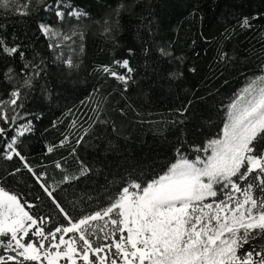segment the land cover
Instances as JSON below:
<instances>
[{"label": "trees", "instance_id": "1", "mask_svg": "<svg viewBox=\"0 0 264 264\" xmlns=\"http://www.w3.org/2000/svg\"><path fill=\"white\" fill-rule=\"evenodd\" d=\"M54 6L65 12L62 21ZM72 9L87 15L68 16ZM29 12L0 8V36L25 53L24 60L0 55V100L34 71L25 63L41 73L21 87L16 125L0 121L8 128L0 152L12 129L31 128L16 147L32 171L19 158H0V187L34 218L48 217L46 229L69 225L47 192L75 222L107 207L132 180L146 186L181 157L206 158L210 151L194 148L220 136L228 105L264 73V0H32ZM245 17L250 27H241ZM40 22L70 33L67 54L49 49ZM69 58L79 67L68 68ZM125 59L131 73L116 63ZM104 66L130 77L127 84ZM9 67L11 83L2 75Z\"/></svg>", "mask_w": 264, "mask_h": 264}, {"label": "snow or ice", "instance_id": "2", "mask_svg": "<svg viewBox=\"0 0 264 264\" xmlns=\"http://www.w3.org/2000/svg\"><path fill=\"white\" fill-rule=\"evenodd\" d=\"M61 2L56 0L57 5ZM31 3L32 0L22 5L19 0H0V8L28 16ZM49 8L44 4V11ZM67 15L79 19L87 13L72 9ZM55 16L62 21L65 12L58 7ZM37 26L46 39L61 35L49 24L40 22ZM241 27H250L247 17ZM71 38L62 37L64 41ZM83 38L81 33V41ZM48 47L52 49L60 44L49 43ZM83 50L81 43L80 51ZM17 54L21 60L25 59L20 45H9L0 36V55ZM225 58L226 54H222L221 59ZM64 63L70 69L79 67L71 58ZM116 63L129 73L133 71L127 59ZM30 66L34 71L23 84L13 88L8 100H0V121L9 127L21 119L16 111L23 106L21 87H31L32 79L41 74L35 64L25 63L24 69ZM102 70L125 84L130 79L107 66ZM2 75L11 83L15 74L9 67ZM241 93L252 97L244 109L234 113L237 101L242 99V95H237L228 106V119L220 136L208 140L203 148H194L196 152L211 151L205 159L181 157L146 186L132 180L107 207L75 222L41 184L69 227L46 229L43 225L48 217L34 218L16 195L0 187V250L8 253L0 254V264H60L61 260L75 264V258L83 264H264V74L253 78ZM186 111L185 108L180 114ZM12 130L15 135L5 143L0 158L8 161L19 158L31 172L16 147L18 137L31 128L19 125ZM7 131L8 128L0 126V137L6 136ZM52 151L53 147H49L48 152ZM56 167L61 165L57 162ZM209 198L211 202H206ZM98 221H103V225L94 226ZM100 232L103 236L94 243L91 237ZM60 233L73 235L65 239V235H57Z\"/></svg>", "mask_w": 264, "mask_h": 264}, {"label": "rangeland", "instance_id": "3", "mask_svg": "<svg viewBox=\"0 0 264 264\" xmlns=\"http://www.w3.org/2000/svg\"><path fill=\"white\" fill-rule=\"evenodd\" d=\"M58 7H56V6H54V9H57ZM53 29H55L57 32H59L61 35L59 36V37H57V38H55V39H50V41L52 42V44L53 45H56V44H60V47H54V48H56V50L62 55V54H67L69 51H70V49H71V40H67V41H64L63 39H62V37L64 36V35H68V36H71L70 35V33L68 32V31H66V30H64V29H60V28H55V27H52ZM72 39V38H71ZM66 61V60H65ZM262 74H264V73H262ZM262 74H260V75H262ZM259 75V76H260ZM252 80V79H251ZM250 82V81H249ZM248 82V83H249ZM247 83V84H248ZM247 84H245L242 88H241V90L243 89V88H245L246 86H247ZM241 90L239 91V93H238V95H242V99H240L239 101H237V107H236V109H233V111H234V113L235 112H238V111H242L243 109H244V107L246 106V103H247V101L248 100H250L252 97L251 96H248V95H246V94H242L241 93ZM237 97V96H236ZM236 99V98H235ZM234 99V100H235ZM233 102V101H232ZM231 102V103H232ZM230 103V104H231ZM229 106V105H228ZM227 114H228V109H227ZM228 119V115L226 116V120ZM21 125H23V126H25V127H28V124H21ZM19 126V125H18ZM223 128V127H222ZM22 130V129H21ZM14 135H15V132H14ZM211 154V151L209 152V154L208 155H210ZM205 159V158H204ZM177 161V160H176ZM175 161V162H176ZM174 162V163H175ZM167 172V171H166ZM165 173V172H164ZM163 173V174H164ZM163 174H161V175H163ZM159 177V176H158ZM157 177V178H158ZM156 178V179H157ZM206 202H211V199H209L208 201H206ZM105 219H107V217H105ZM95 224H100V225H103V221H98V222H94V226H95ZM69 226H71L70 224L68 225V226H66V227H69ZM110 227V226H109ZM33 228H35V225H33ZM105 231H107V228L105 229ZM65 235V239H68L70 236H72L73 234L72 233H68V234H64V233H60V234H57L58 236L59 235ZM125 235H126V233H124ZM76 235V237L78 238V236H79V233H76L75 234ZM101 236H103V233L102 232H100L98 235H93L92 237L93 238H97V239H99ZM103 242V241H102ZM82 243V242H81ZM0 253L2 254V255H5V256H7L8 255V253H5V252H3V250H0ZM77 261H80V263L82 264L83 263V261L82 260H80V259H78V258H75V264H76V262ZM45 264H46V262H45ZM60 264H65V261L64 260H61L60 261Z\"/></svg>", "mask_w": 264, "mask_h": 264}]
</instances>
